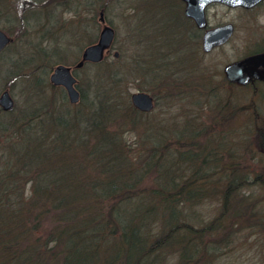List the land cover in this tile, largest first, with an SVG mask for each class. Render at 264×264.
Listing matches in <instances>:
<instances>
[{
	"label": "trees",
	"instance_id": "obj_1",
	"mask_svg": "<svg viewBox=\"0 0 264 264\" xmlns=\"http://www.w3.org/2000/svg\"><path fill=\"white\" fill-rule=\"evenodd\" d=\"M18 19L23 22L21 15ZM102 63L82 65L95 69L86 78L94 93L91 87L83 93L77 82L79 102L87 107L82 113L77 108L72 113L68 108L40 110L16 116L22 118L20 127L0 125V264H165L169 256L174 264H200L213 252L205 235L214 223L189 224L184 207L196 193L211 191L197 186L214 182L207 180L209 169L221 176L225 165L197 163L195 131L175 128H146L150 144L142 159L130 154L129 142L111 127L117 123L112 112L125 103L123 115L131 126L147 114L121 96L118 80L110 78L119 72L105 71ZM15 76L18 86L28 83L26 72ZM10 110L0 108V113ZM174 145L173 157L169 149ZM245 151L240 141L236 162L227 165L232 178L221 191L222 208L232 205L238 215L242 208H235L233 196L250 181L233 179L244 165ZM205 166L210 168L202 170ZM145 176H155V186H142Z\"/></svg>",
	"mask_w": 264,
	"mask_h": 264
},
{
	"label": "rangeland",
	"instance_id": "obj_2",
	"mask_svg": "<svg viewBox=\"0 0 264 264\" xmlns=\"http://www.w3.org/2000/svg\"><path fill=\"white\" fill-rule=\"evenodd\" d=\"M84 1L66 0L65 2L61 1L58 5L55 4L54 7L52 3L26 6L19 1L0 0V28L4 31L7 30V34L12 37V43L6 45L0 53V93L7 90L13 99L12 110L9 109L10 113L5 114L10 118L6 119V123L5 120L0 122L1 126L6 125L2 127H10L11 124H13L11 127H16L15 124L20 127L22 123H19V120L22 118L18 119L16 116L26 113L39 112L40 110L64 111L65 108H68L71 113L76 108L82 109V113L83 108H87L79 100L76 103H69L65 98V93L63 96L62 91L64 90L61 85L52 84L49 81V75L53 67L59 63L74 66L82 49L97 38L100 26L95 21L102 7L107 19L113 25L115 35L113 42H110L109 45L111 48L107 53L104 52L101 68L111 74L114 71L119 72L116 75L112 74L114 77L110 78L114 81L118 80V92L122 93V97L126 96L128 102H131L132 92L138 90L157 91V84L153 82L152 60L158 61L161 51L164 49L156 47L153 42L151 43L148 33V30H152L151 27L147 25L146 30H140L139 22L144 19L151 23L154 20L157 21L158 18L162 19L161 15L166 16L165 14L171 11V7H178V0H87L89 1V4L86 3L88 6L84 5ZM75 5L77 12L74 11ZM23 7L24 9L29 7L37 9L38 14L34 12L25 17ZM90 13L94 17L93 20H89ZM20 15L23 17L21 23L18 19ZM237 16L240 15L237 14ZM215 19L212 17L213 22ZM238 23L237 27L243 29L242 22L240 24L238 21ZM141 37H143L142 41H140ZM60 51H64V56L60 54ZM222 51L214 52V58L220 59L229 55L230 51ZM237 52H234L236 58L242 55V52L239 54ZM162 55L165 57L161 56L162 60L168 58L163 53ZM58 57H61L62 60L57 61ZM141 57H143V61ZM227 60H234V55ZM25 61L27 62L25 63ZM213 61L215 62L214 59ZM142 62H144L143 68L138 67ZM178 63L180 64V61ZM216 65L220 66V64ZM177 69L174 66L173 79L182 77L183 70L178 71ZM94 70L93 67L80 66L74 72L83 93L90 91V87L92 91L89 93H94V87L86 85V78H91ZM23 71L28 75L25 78L28 83L18 86L17 80H12V78ZM24 83L22 82V84ZM207 83L205 86H209ZM102 87L107 88V84H103ZM220 89L216 91V94L208 96V105L205 103L204 106H201L200 115L196 116V119L192 118L197 124L196 127L206 125L208 112L211 117L215 116V102H223L226 93L224 89ZM233 91L234 102H236V128L231 141L234 143L235 150L240 141L244 143L247 140L249 143L248 148H245L244 165L237 167L236 175L238 177L233 180L234 183H237L247 179L250 183L237 186L239 191L233 196L237 203L233 205L235 208L236 205H239L242 211L239 215L238 213L234 214L232 205L222 208L223 194L219 191L226 185L227 180L232 178L226 173L228 166L225 165V169H221V176L212 173L214 167L205 166L202 168V170L210 168L208 172L210 177L207 179L205 176L204 178L209 181L214 178V182L203 185L205 181L197 186L199 189L201 187L210 188L211 191L202 194L196 193L192 196L195 199L187 201L188 204L184 207V212L187 213V218L190 221L189 224L202 226L210 222L214 223L213 231L211 230L212 232L205 235V243L212 242L213 252L211 251L209 257L201 261L200 264H264V103L261 101V96L264 95V84L235 86ZM181 96V94H177L173 96L172 100L159 98L158 104L144 119L150 121L154 118L153 127L160 126L161 121H157L158 118H162V120L165 118L172 120L189 118V123L192 124L191 115L184 114L196 112V103L194 105L196 99L192 97L180 98ZM166 102L172 104L168 106ZM117 106L112 112V114L114 113L112 118L116 119L117 123L111 127H117L122 133V139L129 142L133 148L130 154L142 159L144 149L150 144L146 142L148 136L144 134V131L146 128L151 130L152 127L149 123V127L131 126L133 124L129 123L130 121L126 119L127 116L123 115V109H126L125 103L117 104ZM117 113H120L121 117ZM119 123L125 127L118 125ZM162 124L170 132L171 128L181 131L184 127L183 122L180 121H177L176 127L168 121H164ZM256 127H260V130ZM221 145L223 144L217 147L220 148ZM174 147L176 148L174 145L169 149V155L173 157L177 151L173 150ZM192 169L193 167L190 170ZM198 172V174L202 173L199 170ZM155 176H145L141 181L142 186H155ZM45 223L48 224L47 221ZM164 261L165 264H174L172 256L167 257V260Z\"/></svg>",
	"mask_w": 264,
	"mask_h": 264
},
{
	"label": "flooded vegetation",
	"instance_id": "obj_3",
	"mask_svg": "<svg viewBox=\"0 0 264 264\" xmlns=\"http://www.w3.org/2000/svg\"><path fill=\"white\" fill-rule=\"evenodd\" d=\"M12 1H19L21 4L26 6H32L39 3H42V5L52 3L55 7V4L58 5L61 1L65 2L66 0ZM178 4V7H171V11L165 14L166 16H163L164 14H162V19L158 18L157 21L154 20L151 23H148L147 20L144 21V19L139 22L140 30H146L147 25L151 27L152 30H148L151 43L153 42L156 47H161L164 51H161L160 59L158 61L155 59L152 60L153 82H156L157 84V91L146 92L138 90L139 92H146L150 96V109L140 110L135 106L134 108L144 113V115H149L156 104H158L159 98L172 100L173 96L181 94L182 96L180 98L192 97L196 99L194 102V105L196 103V112L193 113L192 111L190 114H184L187 116L191 115L190 118L192 122L195 123L192 118L194 117L196 119V116L200 115L201 112L199 109H201V106H204L205 103L208 105V96L216 94V91L220 88L224 89L226 93L224 94L225 97L223 102H215L216 107H218H215L214 109L215 116L213 115L211 117L208 112V115L206 116V125L203 127H196V123L190 124L189 118H178L174 120L167 118L162 120V118H158L159 120L157 121H161V124L159 123V127H166L162 124L164 121H168L176 127L177 121H180L183 122L184 127L182 130L186 133L189 131H195L197 135L196 142L199 147L198 150H200L198 152L200 158L196 161L197 163L205 162L206 160L213 165L234 164L236 162V150L233 141H231L233 140V131H235L236 128V102H234V87L264 84V79L252 77L245 83L237 80H231L226 76L225 67L228 64L236 62L247 56L264 52V0H258L254 4L246 6L229 5L221 1L208 2L202 8V25L198 24L192 16L186 13L187 3L185 0H178ZM37 11V9L32 7H29L28 9H24L23 7V14H25V17L34 12L38 14ZM100 11H102V18H100ZM100 11L95 21L100 26L97 36L104 25L110 26L114 30L113 25H111L109 19H107L103 12V7ZM237 14L240 16L238 17ZM212 17L216 18L214 22ZM93 19V16L89 17V20ZM238 21H240V24L242 22L244 27L243 29L237 27L239 24ZM227 24L230 25V28L226 37L206 48L204 36L207 31ZM7 33L8 31L6 34ZM8 37L11 39L10 42H12L11 35H8ZM96 40L97 38L89 44L96 42ZM142 40L143 37L140 38V41ZM110 48L108 46V48L104 51L107 53ZM222 50H228L233 53L238 51L237 53L239 54L242 52V55L236 58L235 53L233 54L229 52L227 57L225 56L224 58L215 59L214 52ZM162 53L168 57L166 60H162ZM233 55L234 60H227ZM141 59L143 61V57H141ZM178 61H180V64ZM83 63L81 65H83ZM215 63L220 64V66H217ZM143 64L144 62L138 65V67L143 68ZM174 66L178 68V71L183 70L182 77H176L173 79L174 74H172V71L174 70ZM248 68L264 73V62L259 64L250 63ZM211 81H213V83L210 84ZM206 83L209 84V86H205ZM75 88L78 90L77 82L75 84ZM78 93L80 97L79 90ZM261 101L264 103V95L261 96ZM166 104L170 106L172 103L166 102ZM149 124L151 127L154 126V118L149 121ZM220 144L223 145H221L220 148L217 147ZM248 145L249 143L245 140L244 148H248ZM243 160L245 161V158L240 161ZM219 191L221 192L222 189H219Z\"/></svg>",
	"mask_w": 264,
	"mask_h": 264
},
{
	"label": "water",
	"instance_id": "obj_4",
	"mask_svg": "<svg viewBox=\"0 0 264 264\" xmlns=\"http://www.w3.org/2000/svg\"><path fill=\"white\" fill-rule=\"evenodd\" d=\"M187 3L186 13L192 16L198 24H203V6L211 1H221L229 5H251L258 0H185ZM100 18H102V11H100ZM230 25H224L215 29L208 30L204 36L205 47L208 48L211 44L219 42L226 37ZM113 39V29L110 26L104 25L99 33L97 42L86 46L81 52V59L75 64L80 66L83 60L99 61L103 55V49L106 48ZM10 41L8 35L0 29V50ZM116 54V53H115ZM264 62V52L259 54H253L240 59L236 62H232L225 67V73L228 79L237 80L245 83L252 77H258L264 79V73L249 69L250 63H262ZM49 81L55 85H61L71 103L77 102L79 93L75 88L76 78L71 72V67L65 64H57L53 67L52 72L49 75ZM133 106L140 110H149L151 107V98L146 92H132L130 95ZM13 105V99L11 98L7 90H3L0 93V106L4 110L11 109Z\"/></svg>",
	"mask_w": 264,
	"mask_h": 264
},
{
	"label": "bare ground",
	"instance_id": "obj_5",
	"mask_svg": "<svg viewBox=\"0 0 264 264\" xmlns=\"http://www.w3.org/2000/svg\"><path fill=\"white\" fill-rule=\"evenodd\" d=\"M88 46V45H87ZM60 54L61 55H63L64 56V51L62 52V51H60ZM79 60H77V62H78ZM0 108H1V106H0ZM13 108V105H12V107H11V109ZM10 117H6V115L5 114H1L0 113V122L1 121H3V120H5L6 121V119L8 120ZM137 127H149L148 126V121H147V119H143L142 121H140L138 124H137Z\"/></svg>",
	"mask_w": 264,
	"mask_h": 264
}]
</instances>
